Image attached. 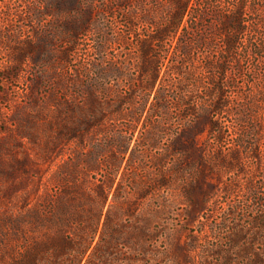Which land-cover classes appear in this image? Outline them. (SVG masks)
<instances>
[{"label":"rangeland","instance_id":"rangeland-1","mask_svg":"<svg viewBox=\"0 0 264 264\" xmlns=\"http://www.w3.org/2000/svg\"><path fill=\"white\" fill-rule=\"evenodd\" d=\"M57 1L0 0V217L14 214L23 204L38 207L42 215L48 213L43 206L70 185V176L75 173L77 141L67 138L64 117L58 118L54 103L68 97L61 87H54L52 79L53 62L58 66L69 45L50 33L73 20L47 16L43 8L44 3L54 7ZM114 4L113 0H92L89 4L92 17L88 26L94 27L95 35L79 38L76 49L70 52L67 72L74 74V68L91 62L107 65L126 60L129 73L137 76L136 44L148 38L153 28L140 20L145 11L134 9L130 28L134 37L130 38L124 17L128 11L115 9ZM206 4L202 6L204 21L197 26L213 44L197 47V35L191 38L190 56L200 84L192 88L188 102L202 110L216 86L224 94L225 107L211 121L217 127L204 123L197 135V147L211 170L206 176L190 172L183 180L169 176L168 189L142 199L141 191L157 176L152 162L158 151H148L142 167L128 168L115 177L113 186L119 189L115 194L112 191L108 202L119 232H109L108 251L103 249L104 256L103 252L93 255L89 264H264V221L259 225L251 222L264 212V204L258 200L259 196L264 202V0H211ZM147 5L149 10L152 3ZM234 6L242 8L248 23L239 26L243 33L235 34L238 43L233 56H228L223 37H213L208 28ZM37 34H45L47 41L40 42ZM118 36H124L130 46L122 45ZM32 46L38 49L36 56L45 62L43 66L29 60L26 51ZM23 57L28 62L13 74L10 62ZM220 60L226 72L213 84L209 80L213 71L205 64L219 65ZM166 83L170 85L167 95L174 102L179 92L177 81L166 79ZM126 84L122 83L120 90H125ZM70 103L75 108L82 100L70 99ZM182 114L171 105L168 119L159 128L165 132L164 146L184 124L194 122L191 115ZM148 121L156 126L155 119ZM216 133L219 139L214 137ZM251 144L253 151L248 149ZM233 152L239 154L240 170L226 171L219 165ZM76 176L82 177L80 173ZM101 176L94 173L86 179L98 184ZM187 192L193 203L186 199ZM207 193L210 199L203 204ZM31 230L35 242L45 234L40 227L32 226Z\"/></svg>","mask_w":264,"mask_h":264},{"label":"trees","instance_id":"trees-1","mask_svg":"<svg viewBox=\"0 0 264 264\" xmlns=\"http://www.w3.org/2000/svg\"><path fill=\"white\" fill-rule=\"evenodd\" d=\"M91 2L58 0L54 7L43 5L47 16L73 20L71 25L50 30L52 38L59 37L69 45L62 52L58 66L53 62L52 79L54 87H61L68 97L63 102H54L58 108L56 114L59 119L64 117L62 126L67 138L77 141L79 151L73 163L75 173L68 181L70 185L61 189L50 204L43 206L49 210L48 213L44 211L42 215L38 207L31 209L28 204H23L15 209L14 214L0 217V264H89L93 255L103 252L104 256L103 249L107 252L111 245L106 239L109 232L113 229L115 233L119 232L108 202L112 191L115 194L119 189L117 185L113 186L115 177H121L128 168L142 167L141 162L148 151H158L152 162L157 176L150 179L151 186L141 191L139 198L142 199L168 189L171 183L169 176L183 180L190 172L199 171L206 176L207 170H211L197 147V135L204 123L217 127L211 121L225 107L224 94L216 86L209 94L210 102L202 110L188 102L192 88L200 84L195 72L197 68L190 56L191 38L197 35V47L208 48L213 44V39L203 36L197 26L204 21L202 6L211 0H113L115 9L128 11L124 17L128 20L129 29L134 9L145 11L139 15L140 20L153 28L148 38L136 44V77L129 73L130 66L126 60L107 65L91 62L74 68V74L67 72L70 70V52L76 49L79 38L95 35L94 27L88 26L92 14L87 7ZM148 3H152L149 10ZM85 8L88 11L83 12ZM110 8L114 7L110 5ZM243 15L242 8L234 6L227 16L217 17L215 25L208 28L213 37H223L224 52L228 56H233L237 46L235 36L243 33V28L239 26L248 23ZM128 36L134 37L131 29ZM104 37L106 39V35ZM37 39L47 41L48 37L37 34ZM117 39L122 45L130 46L124 36ZM33 47L26 51L30 54L29 60L35 66H43L45 62L39 60L36 56L38 49ZM23 58L10 62L13 74L20 72L28 62ZM205 67L213 71L209 77L213 84L218 83L216 79L226 72L222 62L219 65L209 62ZM172 78L177 81L179 90L174 102L167 95L170 85L166 79ZM125 81L128 82L125 90H120ZM78 98L82 103L75 109L70 99L76 102ZM174 104L184 117L191 115L194 122L184 124L164 146L165 132H160L159 128L168 119V112ZM148 119H155L156 126ZM71 120L75 121L70 123ZM145 126L149 128L144 129ZM218 134H214L216 139H219ZM251 147L252 144L248 149L253 151ZM235 155L231 153L232 157L219 166L226 171L240 170L239 154ZM193 156L197 157L196 161L192 160ZM76 173L82 177L77 178ZM94 173H102L98 184L86 179ZM226 192L229 193V190ZM189 195L187 192L186 199L193 203ZM203 197V204L207 203L210 194ZM258 200L261 205L264 204L259 196ZM263 219L264 212H261L251 222L259 225ZM32 226L42 228L45 233L39 242L31 237ZM13 256L15 259H12Z\"/></svg>","mask_w":264,"mask_h":264}]
</instances>
